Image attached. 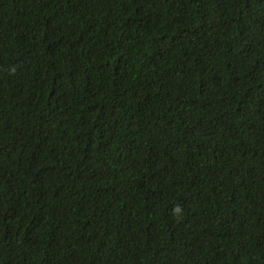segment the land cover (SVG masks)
Segmentation results:
<instances>
[{
  "label": "trees",
  "instance_id": "16d2710c",
  "mask_svg": "<svg viewBox=\"0 0 264 264\" xmlns=\"http://www.w3.org/2000/svg\"><path fill=\"white\" fill-rule=\"evenodd\" d=\"M0 264H264V0H0Z\"/></svg>",
  "mask_w": 264,
  "mask_h": 264
}]
</instances>
